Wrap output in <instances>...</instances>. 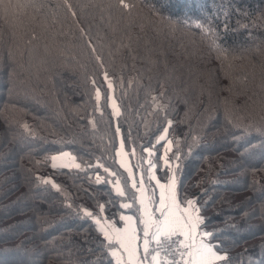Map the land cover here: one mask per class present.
Returning a JSON list of instances; mask_svg holds the SVG:
<instances>
[{
	"label": "trees",
	"instance_id": "16d2710c",
	"mask_svg": "<svg viewBox=\"0 0 264 264\" xmlns=\"http://www.w3.org/2000/svg\"><path fill=\"white\" fill-rule=\"evenodd\" d=\"M39 2L43 15L15 40L0 20V264H105L94 226L77 212L116 196L97 159L126 176L116 127L137 164L168 119L181 196L197 198L232 264H264V0H128L131 10L118 0H67L71 10ZM168 17L211 24L224 53ZM59 151L92 167L53 169ZM119 201L107 215L126 211Z\"/></svg>",
	"mask_w": 264,
	"mask_h": 264
},
{
	"label": "snow or ice",
	"instance_id": "6c2138e0",
	"mask_svg": "<svg viewBox=\"0 0 264 264\" xmlns=\"http://www.w3.org/2000/svg\"><path fill=\"white\" fill-rule=\"evenodd\" d=\"M118 2L125 10L134 7L128 0H118ZM65 3L71 10L72 5L67 4V0ZM45 7L46 5L39 0H0V20L4 21L10 37L15 40L21 29L43 15ZM72 15H75L74 11ZM167 19L188 28L195 27L209 40L211 50L224 53V49L217 41L216 30L211 24H205L201 20L173 21L172 17ZM97 60H100V57H97ZM103 77L109 90L107 101L111 106L112 115L119 117L121 109L112 94L113 81L106 71ZM91 82L93 85L96 84L95 79ZM101 97V88L96 86L97 111H100ZM153 102L157 108L165 107L155 96ZM172 123L171 119L167 120V125L155 137V144L141 145L142 152L147 153V156H141L136 165L130 163V157L137 155L136 147L133 146L130 151L126 150V140L121 135L120 127H116L119 147H114V158L126 176L106 167L97 159V166L108 174L109 178L105 182L112 186L116 196L110 195L107 201L97 202L95 209L78 206L77 212L82 214L83 218L90 220L94 226L99 238L97 250L103 254L105 264H232L221 237L207 230L197 198L186 195L182 197L180 194L178 169L181 151L179 140L174 142L169 138V128ZM24 128L28 129V125L24 124ZM256 130L264 132V129ZM198 139L193 136L194 141ZM156 145H162V154L156 150ZM174 148L175 152H173ZM191 151L192 148L189 146L188 152ZM170 152H173L172 156H169ZM50 160L53 169L92 167L90 164L82 165L77 162V157L70 151H59L52 155ZM144 164L147 165L146 168ZM136 169L139 171L137 172ZM37 179L45 184L50 183L53 188L60 190V185L50 176H37ZM102 179L104 178L97 174L98 184ZM117 198L121 201L119 208L126 210L119 211L118 218L116 213L106 214V206L113 204V200Z\"/></svg>",
	"mask_w": 264,
	"mask_h": 264
},
{
	"label": "crops",
	"instance_id": "0c3cea01",
	"mask_svg": "<svg viewBox=\"0 0 264 264\" xmlns=\"http://www.w3.org/2000/svg\"><path fill=\"white\" fill-rule=\"evenodd\" d=\"M117 163H118V162H117ZM130 163H131V164H133V165H136V163H135V162H133V160H131V159H130ZM118 165H119V164H118ZM119 167H120V166H119ZM121 169H122V168H121ZM122 170H123V169H122ZM123 171H124V170H123ZM136 171L138 172V171H139V169H136ZM125 174H126V173H125ZM117 218H118V216H117Z\"/></svg>",
	"mask_w": 264,
	"mask_h": 264
},
{
	"label": "rangeland",
	"instance_id": "374dc122",
	"mask_svg": "<svg viewBox=\"0 0 264 264\" xmlns=\"http://www.w3.org/2000/svg\"><path fill=\"white\" fill-rule=\"evenodd\" d=\"M159 152H160V154H162V153H163V147L160 149V151H159ZM160 163L162 164V162H160ZM144 167L146 168V167H147V165H146V164H144ZM120 202H121V201H119V204H120Z\"/></svg>",
	"mask_w": 264,
	"mask_h": 264
}]
</instances>
